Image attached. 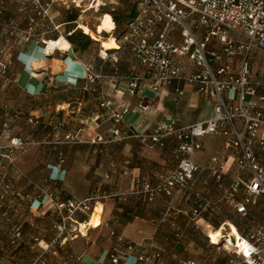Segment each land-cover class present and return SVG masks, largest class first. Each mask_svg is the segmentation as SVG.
Returning <instances> with one entry per match:
<instances>
[{"label": "crops", "instance_id": "obj_1", "mask_svg": "<svg viewBox=\"0 0 264 264\" xmlns=\"http://www.w3.org/2000/svg\"><path fill=\"white\" fill-rule=\"evenodd\" d=\"M18 6V0H7L4 17L20 18ZM175 33L178 38V32ZM97 44V51L89 55L73 49L72 45L53 54H45L42 46L35 44L16 51L19 75L17 84L10 87L22 88L27 116H37L45 125L32 132L33 138L42 142L32 147L36 151L23 150L14 160V169L8 171L19 196L12 223L0 219V264H24L40 253L33 237L55 250L50 255L51 264H65L66 251L80 258L69 259L67 264H112L108 252L118 238L139 244L147 254L159 251L164 264L188 260L196 264H226L231 255L215 244L216 238L215 243H208L207 233L212 236L215 229L224 226L222 222L240 228L245 221L224 206L215 217L210 220L203 217L198 225L182 212L191 208L194 191L211 200L220 195L211 173V158L224 154L221 137L208 135L202 139V149L193 156L200 168L192 187L176 190L172 197L158 195L152 202H147L144 194H132L129 190L131 176H145L154 183L159 173L174 168L177 163L173 153L175 139L168 138L163 146L151 148L142 135L158 122L173 121L176 126H186L207 118L212 114V103L204 101L195 86L183 80H174L157 92L148 87L143 92L130 89L126 76L142 71L130 53L118 46L102 55ZM209 48L219 51L215 41ZM177 59L184 65V74L194 70L187 58ZM85 62H92L101 75L100 85L110 106H101L84 80ZM262 63L263 55L258 52L252 64L254 75L264 77V66H258ZM28 83L32 84L31 88ZM177 89L182 90L180 95L176 94ZM41 91L42 94L36 95ZM138 103L148 106L147 110H137ZM124 109L127 112L122 120L115 122L114 115ZM57 122L63 126L59 137L52 138V127ZM115 128L118 135L113 133ZM126 130L129 136L124 134ZM67 134L72 139H65ZM97 137L102 140L97 141ZM205 179L207 186L203 184ZM43 188L57 192L61 199L92 198L96 209L101 206L100 220L90 225L93 215L80 212L63 219L65 211L59 213L53 207L39 206L38 201L31 203ZM263 215L264 200L246 221L252 224ZM15 222L21 223L23 237L11 245L8 231ZM59 241L63 244L59 245ZM135 255L137 252L131 254L128 262ZM139 264L156 263L146 260Z\"/></svg>", "mask_w": 264, "mask_h": 264}, {"label": "built area", "instance_id": "obj_2", "mask_svg": "<svg viewBox=\"0 0 264 264\" xmlns=\"http://www.w3.org/2000/svg\"><path fill=\"white\" fill-rule=\"evenodd\" d=\"M96 1L69 0L67 6L65 0H20L18 12L21 21H26V26L21 27L15 17H4L7 0H0V25L6 28L0 33V81L7 85L17 84L16 53L29 44L42 46L45 53L49 41L46 34L60 27L55 23L53 8L57 7V14L62 5L66 9L75 8L77 15L73 22L78 25L86 11L99 12L104 4L94 7ZM135 4V15L115 38L118 46L127 50L142 70L126 76L128 87L138 88L139 92L148 87L157 92L174 80H183L193 84L204 101L212 103V114L186 126H176L173 121L158 122L150 132L143 134L142 139H147L151 148L163 146L168 138L175 139L173 153L177 163L174 168L159 173L154 183L145 176H131L129 190L132 194H144L145 200L152 202L158 195L172 197L176 190L192 187L200 168L193 156L202 149V139L208 135L221 137L224 154L211 158V173L220 195L211 200L202 192L194 191L191 208L182 212L198 225L203 217L208 220L215 217L224 206L245 221L240 228L235 226L239 237L234 238L223 229L216 243L207 233L208 243L219 245L231 255L226 264H264V215L252 224L246 221L251 211L258 209L264 200V77L252 72L258 52L262 53L264 61V0H135ZM213 41L219 45L218 52L209 48ZM178 57L187 58L194 70L184 74V65ZM83 78L100 105L110 106L100 85L101 75L92 62L83 64ZM181 93L182 90H176L177 95ZM147 108L141 103L137 105L139 111ZM126 112L124 109L121 114H115V122L122 120ZM24 123L33 131L45 125L39 117L31 115L24 118ZM4 126V130L9 131L6 123ZM62 126V122L53 125L54 138L59 137ZM127 131L124 134L129 136ZM113 133L118 135L119 130L115 128ZM65 139H72V136L67 134ZM101 140L97 137V141ZM40 143L27 136L6 135L0 140V219L7 224L12 223L17 212L19 196L8 171L14 169L18 150ZM60 161H63L62 156ZM203 184L207 186L208 180H203ZM37 197L31 203L38 201L39 206L53 207L59 213L65 211L63 219H70L76 212L92 215L96 208L92 198L61 199L51 189H41ZM22 237L21 223H13L8 231L9 244H16ZM230 238H234V243ZM33 240L41 252L24 264H51L50 255L55 250L49 244H41L38 238L33 237ZM56 242L54 239L53 244ZM58 244L63 243L59 241ZM135 252L137 255L128 262ZM65 256L67 260L80 259L67 251ZM160 256L159 251L147 254L139 244L121 238L108 252L112 264H139L146 260L164 264ZM171 264L196 263L188 260Z\"/></svg>", "mask_w": 264, "mask_h": 264}, {"label": "rangeland", "instance_id": "obj_3", "mask_svg": "<svg viewBox=\"0 0 264 264\" xmlns=\"http://www.w3.org/2000/svg\"><path fill=\"white\" fill-rule=\"evenodd\" d=\"M103 2V6L100 7V10L98 13L94 12L93 10H88L83 14V21H81V27L79 24L74 23H68L67 19L68 16L71 14H77V10L75 8L72 9L70 6V9H66L63 5L59 8V14H57L55 9L57 7L53 8L51 10L52 14L56 16V22L59 23L60 27L58 30H52L49 33L46 34L45 38L47 39H59L57 37L66 35H69L68 32H72L76 29H82L85 33L90 35V30H92V34L90 35L91 38L94 40H97L100 44V50H104L106 52L107 49H115V38L116 36L120 35V32L122 31L124 27V22L128 19V16L130 14V11L132 7L135 4V0H101ZM20 2V0H18ZM67 3V6L70 4L69 0H65ZM106 14V20L107 25H103L105 22V16ZM116 15H123L124 19L119 20V23H117V29L112 32L113 26L112 23L109 20V17L112 19ZM112 16V17H111ZM17 24L21 27L26 26V21H21L20 18H16ZM78 21V22H79ZM113 21V19H112ZM77 22V23H78ZM114 22V21H113ZM89 25H92V27L98 32H96L94 29H92ZM5 26L0 25V33L5 31ZM74 29V30H73ZM114 29H115V23H114ZM112 32L111 34H108ZM100 33V34H99ZM105 33V34H104ZM51 41V40H50ZM49 43V42H48ZM99 45L97 43H90L84 51H80V53H84L85 55H89V53H95L98 49ZM118 48V47H116ZM78 50V49H77ZM57 51H63V50H57ZM39 55V53H36ZM31 61V60H30ZM28 63V62H27ZM16 64L20 65V62L16 60ZM258 66H264V64H259ZM17 69L20 66H16ZM29 88L32 87V84H27ZM24 93L22 92V88L18 86L10 87V85L2 83L0 81V140L4 138L6 135L11 136H27L29 137V140L31 141H39L36 140L32 136L35 132L29 128L28 125L24 123V118L27 116V109L24 107ZM31 106L30 108L33 109ZM4 123L7 124V127L9 131H5ZM28 128V129H25ZM26 130V131H25ZM19 133V134H13ZM53 135V134H52ZM54 136H52L53 138ZM50 142H52L50 140ZM42 143V142H41ZM46 144H49V140H46ZM39 145V144H38ZM34 145H28L26 148L18 150L16 153V156L21 153L23 150H30L32 152L36 151V148H32ZM36 146V145H35ZM101 207V206H100Z\"/></svg>", "mask_w": 264, "mask_h": 264}, {"label": "bare ground", "instance_id": "obj_4", "mask_svg": "<svg viewBox=\"0 0 264 264\" xmlns=\"http://www.w3.org/2000/svg\"><path fill=\"white\" fill-rule=\"evenodd\" d=\"M103 4V2L101 0H97L95 3H94V7H97V6H101ZM106 14H104L103 16H105ZM81 21L78 22V24L83 27V25H81L80 23ZM104 26L107 25V20H106V16H105V22L103 24ZM90 32V35L92 34V30L89 31ZM113 32V31H112ZM59 39H54L52 40L51 42H47V47L45 48V54H53L55 51L57 50H68L69 47L71 46L70 42L65 38V37H61L59 36L58 37ZM54 41V42H53ZM112 47H118V44L117 42L115 41V46H112ZM101 54L104 55L106 54V52L104 50H101ZM96 209V208H95ZM100 209L101 207L100 206H97V209L96 211L94 212V214H92V218L90 219V221L88 222V224L90 225H93L94 223H96L98 220H100ZM224 227L228 230L229 232V235L233 236L234 238H238L239 237V234L235 228V226L231 223V222H225L224 226H222L220 229H215L214 230V233L213 235L211 236L212 240L216 238V240L218 241L220 236H221V233H222V230L224 229ZM234 238H230V241L232 243H234ZM238 241V240H237Z\"/></svg>", "mask_w": 264, "mask_h": 264}, {"label": "trees", "instance_id": "obj_5", "mask_svg": "<svg viewBox=\"0 0 264 264\" xmlns=\"http://www.w3.org/2000/svg\"><path fill=\"white\" fill-rule=\"evenodd\" d=\"M135 8H136V4H134V6L132 7L131 11H130V14L128 16V19L124 22V27L125 25L128 23V21L135 15ZM76 13L75 14H71L68 16V23H74L73 21L76 19ZM112 17V16H111ZM113 19V21H112ZM110 18L109 17V20L110 22L112 23V26H113V29L112 31L116 30L117 29V23H119V20H123L124 17L123 15H116L114 16V18ZM114 23H115V29H114ZM76 24V23H74ZM92 29H94L92 27V25H89ZM124 27L122 29V31L124 30ZM74 30V29H73ZM95 30V29H94ZM96 31V30H95ZM121 31V32H122ZM97 32V31H96ZM120 32V33H121ZM98 33V32H97ZM100 34V33H99ZM105 34V33H104ZM119 36H116V39L118 38ZM65 38L70 42V44L72 45L73 49H78L80 51H84L85 48L90 44V43H97L98 41L94 40L93 38H91L90 35H88L87 33H85L82 29H78L76 27V29L74 31L71 32V34L69 35H66ZM54 42V41H53Z\"/></svg>", "mask_w": 264, "mask_h": 264}, {"label": "water", "instance_id": "obj_6", "mask_svg": "<svg viewBox=\"0 0 264 264\" xmlns=\"http://www.w3.org/2000/svg\"><path fill=\"white\" fill-rule=\"evenodd\" d=\"M97 41V40H96Z\"/></svg>", "mask_w": 264, "mask_h": 264}]
</instances>
